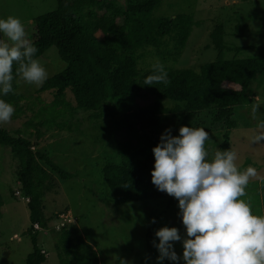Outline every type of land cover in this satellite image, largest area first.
<instances>
[{"label":"trees","instance_id":"16d2710c","mask_svg":"<svg viewBox=\"0 0 264 264\" xmlns=\"http://www.w3.org/2000/svg\"><path fill=\"white\" fill-rule=\"evenodd\" d=\"M160 1L58 0L55 10L36 19L38 34L29 42L37 48L35 59L43 56L50 47H56L66 67L47 78L35 94L23 95L17 92L19 76L16 69L19 65L14 62L13 91L0 97L13 105L16 117L31 111L28 124L46 129L72 131L66 116H74L77 109L89 111L97 120L123 116L128 127L117 129V136L123 133L120 136L123 141L117 145L116 158L102 167L109 199L116 204L166 197L167 193L158 191L151 182L152 148L159 142L160 132L156 134V129L165 115L185 113L189 120L203 118L212 127L225 126L221 150L233 149L231 129L236 126L235 111L253 102L252 83L263 86L264 94V54L225 58V50L238 53L241 47L229 46L223 23L216 25L211 33L212 42L219 51L215 60L204 63L200 70L165 65L163 62L168 58L176 60L180 57L199 21L194 19L193 13L155 16L154 10ZM248 27L237 24L236 34L245 35ZM151 47L158 50L167 70L170 83L166 86L144 85V78L152 73V67L138 68L142 57L139 51ZM45 93L51 97L50 101L43 99ZM70 94L76 105L67 99ZM145 97L153 99L147 108L139 102ZM168 99L175 104L166 106L164 101ZM125 141H129V145ZM0 144L9 147L19 159L18 178L25 196L30 197L28 204L33 227L29 232L34 250L27 256L26 264H42L47 259V251L39 245V231L45 230L47 234L53 219L43 211L44 178L56 174L65 180L75 174L65 170L48 153L34 151L28 138L11 135L3 125H0ZM120 153L123 157L115 161ZM2 204L0 195V206ZM68 210L58 212L53 223L59 236L61 264H100L90 233L87 232L89 236L75 234L72 226L79 218L74 213V223L58 228L61 213ZM36 223L41 226L40 230H34ZM153 241L156 242L155 235L150 228L145 262L155 259L158 254Z\"/></svg>","mask_w":264,"mask_h":264},{"label":"rangeland","instance_id":"374dc122","mask_svg":"<svg viewBox=\"0 0 264 264\" xmlns=\"http://www.w3.org/2000/svg\"><path fill=\"white\" fill-rule=\"evenodd\" d=\"M57 6L58 0H0V18L9 15L19 17L24 23L26 38L30 40L38 34L36 19L55 10ZM181 13H193L199 24L194 26L180 57L176 60L168 58L163 62L158 50L151 47L139 51L142 57L138 68H150L158 58L168 66L200 70L204 63L215 60L219 54L211 38L212 31L219 23L225 24L229 46L241 47L238 53L235 50H225V58L263 56L264 0H161L154 10L155 16H174ZM239 23L249 26L245 35L236 34V26ZM3 39L7 40L6 37ZM38 60L45 67L48 78L66 67L56 47L47 49ZM42 85L37 87L28 84L19 77L17 92L23 95L35 94ZM252 85L253 102L234 113L236 126L231 129V144L238 154L236 163L239 170L243 171L249 165L257 169L258 176L250 179L246 196L242 199L250 201L254 214L261 215L264 214V144H252L249 137L254 134L257 123V120L252 118L253 104L260 105L257 119H264V94L263 86H258L257 83ZM230 86L236 87L232 84ZM43 96L45 102L50 101L51 97L48 98L46 93ZM67 99L76 105L71 94ZM139 102L143 108H147L153 99L145 97L139 99ZM164 104L171 106L175 102L168 99ZM90 114L89 111L77 109L74 116L67 115L72 131L29 125L31 111L20 113L17 117L13 113L11 119L2 124L11 135L28 138L34 151L48 153L65 170L75 174L65 180L56 174L44 178L43 211L53 219L49 223L47 234L45 230L39 231V245L47 251V259L42 264H61L59 236L53 229V223L57 213L67 209L72 210L79 218L72 226L75 234L89 236L90 233V239L99 254L100 264H121V261L127 264H157L156 259L145 262L148 257L147 233L150 228L155 234L160 227L175 226L184 234V226L178 215V201L168 194L159 199L139 200L127 204H116L110 200L102 167L107 161L114 160L117 145L119 141H123L120 138L123 131L117 136V129H125L128 125L120 115L97 120ZM163 119L161 126L156 129V134H161L165 128L171 127L172 134L177 135L181 125L203 127L209 132L210 140L206 142L205 147L210 155L217 148L221 149L227 127H212L209 121L203 118L199 121L189 120L186 119L185 113H169ZM128 142L125 141V144ZM121 156L123 157L122 153L115 161H119ZM19 167V159L15 158L11 149L0 144V195L3 201L0 206V264H26L27 256L34 250L32 235L29 232L33 227L30 207L21 179L18 178ZM17 190H20L22 195L17 196ZM152 218H155V223H152ZM155 240L156 243L159 242L158 237H155ZM174 250L178 255H182L180 242H174ZM163 264L174 262L165 259ZM180 264H183V261Z\"/></svg>","mask_w":264,"mask_h":264},{"label":"clouds","instance_id":"9594fccd","mask_svg":"<svg viewBox=\"0 0 264 264\" xmlns=\"http://www.w3.org/2000/svg\"><path fill=\"white\" fill-rule=\"evenodd\" d=\"M36 52L19 17L0 18V97L13 91L14 62L19 65L16 74L26 83L37 87L44 83L48 73L34 58ZM169 83L165 65L157 58L144 85ZM259 106L253 104L251 108L252 118L257 120L256 130L249 137L252 144H264V119L256 116ZM13 113V105L0 98V125ZM209 140L205 128L181 125L177 135L172 134L171 127L165 128L152 148L151 182L178 201L184 226V234L175 226L155 231L159 240L153 241L158 252L156 262L264 264V214H254L250 201L242 199L250 179L258 176L257 169L249 165L239 170L238 154L232 148H217L210 155L205 147ZM177 241L182 245V255L174 250Z\"/></svg>","mask_w":264,"mask_h":264},{"label":"built area","instance_id":"2783aa9c","mask_svg":"<svg viewBox=\"0 0 264 264\" xmlns=\"http://www.w3.org/2000/svg\"><path fill=\"white\" fill-rule=\"evenodd\" d=\"M16 195H22V192L20 190H17L16 191ZM26 200L29 201L30 200V197H26ZM60 222L58 223V228L64 226V225H69L71 223H74L76 221V217L73 215V212L71 210H68L66 212H63L61 213L60 215ZM41 229V226L36 223L34 225V230H40Z\"/></svg>","mask_w":264,"mask_h":264}]
</instances>
